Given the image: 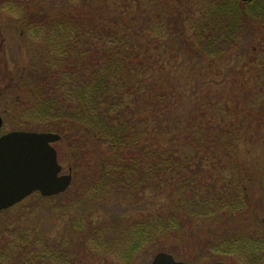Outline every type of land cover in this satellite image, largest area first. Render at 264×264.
<instances>
[{
  "label": "trees",
  "instance_id": "obj_1",
  "mask_svg": "<svg viewBox=\"0 0 264 264\" xmlns=\"http://www.w3.org/2000/svg\"><path fill=\"white\" fill-rule=\"evenodd\" d=\"M0 12L32 51L27 84H16L35 99L33 120L69 150L87 135L102 149L65 193L0 213L10 223L0 224V264H79L71 247L85 238L115 263L135 264L153 246L180 254L161 240L193 225L245 215L250 177L238 157L264 154V0H0ZM243 40L253 43L244 52ZM35 197L58 219L45 241L33 221L8 218L29 216ZM113 202L124 211L102 219ZM15 227L22 242L4 238ZM256 231L217 238L206 253L264 264Z\"/></svg>",
  "mask_w": 264,
  "mask_h": 264
},
{
  "label": "rangeland",
  "instance_id": "obj_2",
  "mask_svg": "<svg viewBox=\"0 0 264 264\" xmlns=\"http://www.w3.org/2000/svg\"><path fill=\"white\" fill-rule=\"evenodd\" d=\"M251 46H253V43L243 40L239 44L238 49L239 51L242 50L244 52L247 50V47L250 48ZM30 53L32 54V51L29 50L28 43L22 38L13 19H10L5 13L0 12V117L3 119V127L0 130V135L11 130H16L21 125L24 126V123H26L25 127L31 126V128L29 127L27 128L28 130L25 131L49 132L47 131L48 129L38 125L31 116V109L35 104V99L30 94L31 91L24 87L20 88L18 87V84H16V82L20 83V81L24 86L27 84L25 81L28 77L27 67L30 64ZM225 90L228 89L226 88ZM28 102L30 103L28 104ZM25 103H27L29 109L26 112L27 119H24L22 116V118L18 120L16 118L18 115L17 113L25 109L23 105ZM80 140L79 143L72 142L75 149L72 145L70 148L71 150H69L68 142L62 143L59 141L53 145L57 152L58 163L63 169L61 174H68L70 171L72 181L76 175L80 179L85 178L91 167H93L91 166L92 158L95 159V156L98 157L102 151L101 147L97 145L98 143H96L91 136L87 135ZM79 156H82V158H80L82 160L77 159ZM75 157L81 165L83 164V169H80L78 174L72 169L74 164L73 158ZM238 158L245 164L250 177V186L248 189L250 205L245 215L231 223L223 222L210 227H208L206 223H203L204 226L200 227L193 225L190 231H187L178 237L169 236L164 238L161 240V246L167 247V250L172 249L171 247L177 246L176 250H179L180 254L164 253L172 255L177 261L186 263L211 264L220 262L224 264H242V262L234 256H215L210 258L209 254L206 253L207 243L214 242L213 245H215V240H217V238L223 239L232 233H239L246 230L253 234H255V230H259L256 231L257 234L264 233V154L256 151L248 152L242 149ZM36 196L40 195L37 193ZM31 201L33 202L24 206L31 207L32 213L29 216H26L25 214L22 215L23 212L18 210L17 215L8 218L12 220L11 223L13 225H16L19 222L22 224L24 223L25 226L26 219L33 221L41 229L40 234L45 235L41 236L45 241V239L55 231L58 219H56L55 212L52 211L50 203L38 201L37 197L33 198ZM124 209V206L113 202L108 208V214L101 215L100 217H103L102 219L107 217L116 218L124 211ZM20 215L22 216L19 217ZM4 218L3 220L7 219ZM0 224L1 227L5 229V226H9L10 223L8 221L1 222L0 220ZM58 228L59 230H56L57 232L59 231L61 233L62 231H65L63 220L59 222ZM16 230H18L16 227L12 228L8 235L5 233L6 237L4 238H6V240L13 238L15 239V242H22L19 237H15V234L17 233ZM30 237L31 236L28 233V238L26 237L28 242L30 241ZM74 240L77 241L78 238L75 237ZM81 241H83V245H80L77 242L80 247H71V255H76V258L79 259V264H117L112 257L103 254V251L94 250L93 247L87 243L88 238L82 239ZM32 244L36 246L31 248H38L39 250L37 244L34 242ZM208 249L209 248L207 247V250ZM30 251L32 250L29 248L25 250L27 255ZM159 252L162 251H159L158 246L146 249L142 254H139L136 257L135 264H149L153 256ZM181 254L183 256H181ZM74 264H77V262Z\"/></svg>",
  "mask_w": 264,
  "mask_h": 264
},
{
  "label": "water",
  "instance_id": "obj_3",
  "mask_svg": "<svg viewBox=\"0 0 264 264\" xmlns=\"http://www.w3.org/2000/svg\"><path fill=\"white\" fill-rule=\"evenodd\" d=\"M248 3L252 0H238ZM3 121L0 118V129ZM59 135L48 132L12 131L0 137V212L6 211L34 193L43 198L63 194L72 175H61L57 152L52 144ZM149 264H194L177 261L159 252ZM224 264V263H211Z\"/></svg>",
  "mask_w": 264,
  "mask_h": 264
},
{
  "label": "flooded vegetation",
  "instance_id": "obj_4",
  "mask_svg": "<svg viewBox=\"0 0 264 264\" xmlns=\"http://www.w3.org/2000/svg\"><path fill=\"white\" fill-rule=\"evenodd\" d=\"M7 133V132H6ZM1 136V135H0Z\"/></svg>",
  "mask_w": 264,
  "mask_h": 264
}]
</instances>
